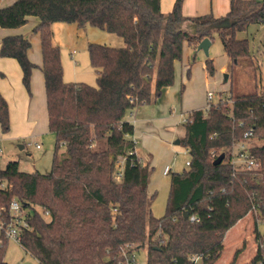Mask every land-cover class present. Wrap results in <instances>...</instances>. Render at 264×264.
<instances>
[{"label": "trees", "instance_id": "16d2710c", "mask_svg": "<svg viewBox=\"0 0 264 264\" xmlns=\"http://www.w3.org/2000/svg\"><path fill=\"white\" fill-rule=\"evenodd\" d=\"M184 1L175 0L167 14L162 0L0 5L1 27H21L30 16L39 19L34 30L40 34L49 127L56 134L49 173L23 171L18 160L0 168V222H13L11 202L17 199L29 223L20 244L38 264H127L124 252L141 248L147 249V264H215L228 231L250 212L258 243L251 264H264L259 228L264 222V81L256 75L260 64L249 40L236 35L251 24L264 26V0H230L225 17L184 15ZM226 17L232 25L219 27ZM55 22L90 24L123 38L122 47L89 44L96 86L64 80L61 48L53 42ZM215 32L232 65L246 62L251 68L256 88L232 93L229 101H210L206 112L189 113L180 143L190 164L170 172L166 212L157 217L152 212L156 194L149 192L154 167L135 152V126L126 115L174 83L184 41L197 47ZM31 45L24 34L7 35L0 45V56L19 62L29 92L37 67L29 57ZM206 68L213 73L211 59ZM0 124L3 132L10 130L9 104L1 91ZM242 143L255 166L235 165L233 150ZM222 154L223 160L214 163ZM8 242L0 229V264H9Z\"/></svg>", "mask_w": 264, "mask_h": 264}, {"label": "rangeland", "instance_id": "374dc122", "mask_svg": "<svg viewBox=\"0 0 264 264\" xmlns=\"http://www.w3.org/2000/svg\"><path fill=\"white\" fill-rule=\"evenodd\" d=\"M14 0H0V5H7ZM171 0H163V8ZM166 13V12H164ZM167 14V13H166ZM39 19L30 16L28 22L20 27L19 32L25 34L31 40L30 53L34 61L37 62L36 76L31 78V91L25 87L27 92L26 101L22 102L29 106L31 123H18L16 129L28 132L35 138H21L13 140L10 146L3 153H0V168L5 167L10 160H18L19 167L23 171L39 170L49 173L53 165V153L56 144V134L49 127L48 109L46 101V89L44 73L42 70V53L39 32L34 28ZM54 32L53 42L61 48V58L66 82H84L93 86L97 85V73L91 64L89 55V44L99 43L113 47L125 45L122 37L115 33L104 31L90 24L79 26L76 23L55 22L52 25ZM237 38H247L250 42L252 56L260 64L256 72L258 78L264 81V64L262 52L264 50V26L261 24H251L248 28L237 32ZM211 59L214 65L213 73L206 68V60ZM246 62L233 64L226 54L220 36L214 33L209 55L203 50L192 46L186 40L183 44L182 58L175 62V81L165 88L162 96L158 97L151 106L142 109L148 112L147 117L159 118L140 125L135 133L136 149L144 163L153 166L151 174L149 192L156 194L152 212L160 217L165 214L170 192L171 173L181 172L187 168V161L190 155L182 143L175 141L185 135L184 119L189 117L193 110L202 109L206 112L210 100L208 92L212 91L213 103L223 100H230L232 93H247L254 91L256 83L250 67H246ZM34 72V70H33ZM230 74V78L226 74ZM25 86V85H24ZM175 94L178 104L170 110L166 99L169 94ZM231 105V102H229ZM144 105V104H143ZM26 107L28 111V107ZM16 109V108H15ZM16 112V110H15ZM144 114V113H142ZM16 120L19 117L18 112ZM143 115V116H145ZM130 113L126 115L129 118ZM142 116V117H143ZM161 118V119H160ZM29 133V132H28ZM22 142H32L27 148H22ZM181 142V141H180ZM40 146H37V144ZM240 145H236L233 153L235 165L240 166L244 161L239 158L238 151ZM10 151L11 158H10ZM166 166L172 168L171 173L166 175ZM255 217L253 213L245 216L236 226L230 229L225 238V248L222 256L215 264H229L235 252L243 248L242 253L237 258L235 264H251L255 256L258 243L254 231ZM259 228L264 230V222H259ZM6 259L9 264H38L35 257L25 251L21 244L15 239H9ZM136 264H147V249L141 248L135 253Z\"/></svg>", "mask_w": 264, "mask_h": 264}, {"label": "crops", "instance_id": "0c3cea01", "mask_svg": "<svg viewBox=\"0 0 264 264\" xmlns=\"http://www.w3.org/2000/svg\"><path fill=\"white\" fill-rule=\"evenodd\" d=\"M174 1L175 0H171L166 5V9H164L163 8V0H162V2H161L162 11L168 13L172 9ZM229 8H230V0H185L184 4H183V14L187 15V16H197V15L213 13L217 17H225L229 11ZM226 18H223L222 21L225 20ZM184 26H185V24H184ZM19 29H20V27L4 28V27L0 26V45H1L3 37H5L7 35L22 34L19 32ZM211 44H212V40H211ZM209 50H210V48H209ZM29 57L31 58V60L33 62H35L37 64V62L32 59L30 50H29ZM41 62H43V59L41 60ZM35 76H36V70L34 69L33 77H35ZM230 76H231L230 74H228V73L226 74V77L230 78ZM22 78H23L22 68L16 59L12 58V57L0 56V91L6 97L8 104H9V109H10V130L8 132H3L2 128H1V124H0V153L1 152L3 153V149L5 148V150H6L8 148V146H10V144L12 143L13 140H18L21 138H26V139L35 138V136L32 135L30 132L31 129L28 130L29 133L23 132L20 129H16L17 125H19L18 123H23V122L24 123L27 122L29 124L31 123L29 106H27L25 104H23V106H21L22 102L26 101V104L28 102L27 101L28 96H27V92L25 90V86H24V83L22 81ZM157 99L158 98L153 99L150 103L138 106V107L132 109L130 112H128V113H130V116H129V118H127V120L133 122V124L135 126V132L133 135L134 139H135V133H136V131L140 125H142L143 123H147L146 125H148L150 122L159 119V118L153 119L151 117H147L146 115H148L147 113L149 111L144 112L142 110L146 106L147 107L151 106V104L154 101H156ZM175 99H177V97H175V94H173V93L169 94L168 98L166 99V103L168 104L170 110H173L178 104V101ZM25 106L28 107V111H27ZM15 110H16V112H15ZM17 112H18V115L20 114V118L18 117L16 120L15 114H17ZM142 113H144V114H142ZM145 113H146V115H145ZM143 115H145V116H143ZM143 125H145V124H143ZM17 142L20 144V146L23 149L27 148L28 145L32 144V142L27 143L26 141L22 142V143H20L19 141H17ZM37 146H40V145L37 144ZM11 152L12 151H10V158H11ZM135 152L140 156V154L138 153V151L136 149V146H135ZM9 161H10V159H8V162ZM171 170H172V168L170 169V171L168 173H165V169H164V173L166 175H168V174H170Z\"/></svg>", "mask_w": 264, "mask_h": 264}, {"label": "built area", "instance_id": "2783aa9c", "mask_svg": "<svg viewBox=\"0 0 264 264\" xmlns=\"http://www.w3.org/2000/svg\"><path fill=\"white\" fill-rule=\"evenodd\" d=\"M264 64V61L262 62ZM214 97V93L212 91L208 92V99L211 101ZM188 119V118H187ZM187 119H184V122L187 121ZM251 131L248 132L250 134ZM240 149H239V158L242 159L244 162L248 164V166H255L256 162L253 158H251L248 155L247 149H246V144L242 143L239 144ZM187 151V149H186ZM234 154V153H233ZM236 156V155H235ZM235 157H234V162H235ZM242 163V164H243ZM190 164V161H187V165ZM171 167L166 166L165 167V173H168L170 171ZM11 210L13 213V222L7 226H4L2 222H0V229L4 228L5 229V234L9 239H15L19 243L21 241V234L23 230L27 227H29V223L26 219V211L22 208L21 203L17 200L14 199L11 202ZM198 220L195 216H191V220ZM124 255L126 256V262L127 264H136L135 261V253L127 254V252H124Z\"/></svg>", "mask_w": 264, "mask_h": 264}, {"label": "water", "instance_id": "95a60500", "mask_svg": "<svg viewBox=\"0 0 264 264\" xmlns=\"http://www.w3.org/2000/svg\"><path fill=\"white\" fill-rule=\"evenodd\" d=\"M232 22L229 18H226L225 20L221 21L219 23V27H227V26H231ZM211 45V39L209 37H205L197 46V48L199 50H203L207 55H209V48ZM176 143H180V139L175 141ZM224 155H220L216 158V160L214 161V163H219L223 160Z\"/></svg>", "mask_w": 264, "mask_h": 264}]
</instances>
